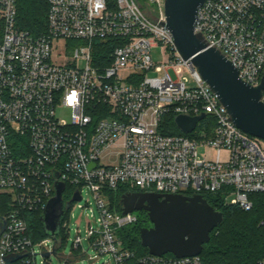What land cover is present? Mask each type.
<instances>
[{"label":"built area","instance_id":"obj_1","mask_svg":"<svg viewBox=\"0 0 264 264\" xmlns=\"http://www.w3.org/2000/svg\"><path fill=\"white\" fill-rule=\"evenodd\" d=\"M46 1L48 29L35 34L20 27L18 0H0V264H37V244L49 252L43 240L30 235L25 213L44 212L57 182L65 184L63 195L70 199L76 191L82 196L66 211L64 230L84 188L93 193L99 211L100 228L89 224L85 238L78 233L74 251L82 253L86 239L116 264H203L201 255H137L120 232L139 217L118 210L109 192L122 186L219 194L225 204L249 211L253 195L264 193V148L258 137L233 122L198 68L178 53L160 0H151L157 18L138 0ZM195 33L232 61L243 81L262 84L264 0H206ZM98 41L114 43L109 52L95 55ZM159 43L174 52L168 64L153 62L152 48ZM55 49L60 56L54 62ZM71 58L84 59L85 66L67 64ZM168 114L210 116L213 133L211 122L206 135L165 133ZM202 120L186 134H196ZM200 142L216 149L214 159L199 156ZM61 244L56 241L53 250ZM84 256L94 260L88 251Z\"/></svg>","mask_w":264,"mask_h":264},{"label":"water","instance_id":"obj_2","mask_svg":"<svg viewBox=\"0 0 264 264\" xmlns=\"http://www.w3.org/2000/svg\"><path fill=\"white\" fill-rule=\"evenodd\" d=\"M206 0H165L166 26L172 32L178 53L191 60L202 77L218 94L227 107L233 122L246 133L264 139L263 84L253 87L239 76L234 63L215 48H207L195 33L199 8ZM264 78V77H263ZM205 117L176 116V124L184 133L195 130ZM56 195L42 213L41 221L46 233L53 237L61 232L66 211L72 201L82 196L76 191L65 201V184L57 182ZM123 213L144 210L152 223L140 230L141 243L153 255L173 254L182 258L201 255L211 232L224 220L223 212L216 210L202 194H167L157 192H127L122 196ZM56 254V250L52 251ZM51 252L42 255L49 257Z\"/></svg>","mask_w":264,"mask_h":264},{"label":"trees","instance_id":"obj_3","mask_svg":"<svg viewBox=\"0 0 264 264\" xmlns=\"http://www.w3.org/2000/svg\"><path fill=\"white\" fill-rule=\"evenodd\" d=\"M48 8L49 5L46 0H18L20 27L35 34L45 33L48 29ZM2 35L3 26L0 24V41ZM112 43L114 42L98 41L95 44V55L109 52L113 46ZM206 118H209L208 122L212 124V128H209V133L212 134L215 120L210 116ZM161 130L169 134L192 136L178 128L174 114L165 116ZM68 189L71 188L67 187ZM135 191L138 190L120 186L117 190L110 191L109 197L117 209L121 211L123 194ZM204 197L216 210L223 212L224 220L211 232L210 241L204 244L201 254L203 264H258V261L264 258V193L253 195L254 207L249 211L225 204L219 194H205ZM64 199L66 201L71 200L65 194ZM1 203L2 201L0 205ZM0 211H3L2 207H0ZM42 213L43 211L40 210L25 213V218L30 226V235L35 241H40L43 236H49L41 221ZM151 225L148 219L142 221L139 219L137 224L126 227L120 232L126 245L139 256L149 253L148 248L141 243L140 230ZM65 233L66 230L62 228L56 236L58 242H63ZM56 249L58 250V245ZM167 255L174 256L173 254Z\"/></svg>","mask_w":264,"mask_h":264},{"label":"rangeland","instance_id":"obj_4","mask_svg":"<svg viewBox=\"0 0 264 264\" xmlns=\"http://www.w3.org/2000/svg\"><path fill=\"white\" fill-rule=\"evenodd\" d=\"M161 6L164 8L165 0H160ZM143 10L146 11L151 17L157 18L155 14L158 12V6L153 4L151 0H138ZM63 51V50H62ZM173 54L167 45L159 43L157 46L152 48V58L153 62L156 65L168 64L173 59ZM59 50L53 51V61L59 59ZM59 61H62L59 60ZM67 64L75 63L77 67L83 68L85 66L86 61L82 58L75 60L71 58L66 61ZM184 75L191 76L190 72L184 70ZM122 75L126 76V72H122ZM149 75H156L155 72L150 71ZM208 119L202 120L199 123V127L197 133L190 135H206L208 133L206 124H208ZM259 143L264 148V139L258 138ZM199 156L204 159L212 160L216 157V149L212 146L205 144L204 142L199 143L198 147ZM226 155V153L224 154ZM83 200L79 203L75 202L69 212V226L66 229L65 237L60 246H58V250L56 254H51L49 257H44L42 255V247L38 244L35 247V250L38 254L37 256V264H116L109 255H101L98 251L92 249L90 247L89 241L84 239L82 242V251H88V255L92 257L94 260H90L87 256L82 257L81 252H77L73 250V242L78 233H80L84 238L86 237L87 230L89 229V224H91L96 230L100 228V224L98 222L99 211L96 205L95 197L93 193L88 189L84 188L83 190ZM229 200L234 198V195L229 194ZM88 203V207L82 209L79 207L80 204L86 205ZM135 214L139 217V219L146 220L148 219L149 224H152L149 220L148 213L144 210H136ZM45 243V248L52 252L55 242L54 239L49 238V236H43L40 238Z\"/></svg>","mask_w":264,"mask_h":264}]
</instances>
